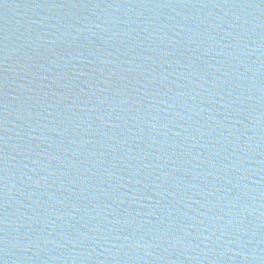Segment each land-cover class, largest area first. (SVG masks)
Returning <instances> with one entry per match:
<instances>
[{
  "label": "water",
  "instance_id": "1",
  "mask_svg": "<svg viewBox=\"0 0 264 264\" xmlns=\"http://www.w3.org/2000/svg\"><path fill=\"white\" fill-rule=\"evenodd\" d=\"M0 264H264V0L0 203Z\"/></svg>",
  "mask_w": 264,
  "mask_h": 264
}]
</instances>
